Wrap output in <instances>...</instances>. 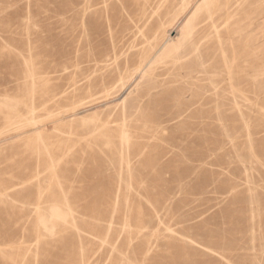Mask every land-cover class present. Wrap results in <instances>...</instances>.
Masks as SVG:
<instances>
[{
	"label": "rangeland",
	"instance_id": "374dc122",
	"mask_svg": "<svg viewBox=\"0 0 264 264\" xmlns=\"http://www.w3.org/2000/svg\"><path fill=\"white\" fill-rule=\"evenodd\" d=\"M0 264H264V0H0Z\"/></svg>",
	"mask_w": 264,
	"mask_h": 264
},
{
	"label": "bare ground",
	"instance_id": "6f19581e",
	"mask_svg": "<svg viewBox=\"0 0 264 264\" xmlns=\"http://www.w3.org/2000/svg\"><path fill=\"white\" fill-rule=\"evenodd\" d=\"M204 2V1H203ZM95 13V12H94ZM74 14V13H73ZM215 25V24H214ZM94 27V26H93ZM245 40V39H244ZM251 41V40H250ZM75 42V41H74ZM239 43V42H238ZM120 45V44H119ZM111 55V54H110ZM224 63V62H223ZM207 65V64H206ZM101 79V78H100ZM259 85V84H258ZM262 89V88H261ZM262 91V90H261ZM54 98V97H53ZM240 106V105H239ZM142 111V110H141ZM122 123V122H121ZM123 134V133H122ZM131 135V134H130ZM146 143V142H145ZM140 156V155H139ZM126 163V162H125ZM133 164V163H132ZM125 167V166H124ZM65 202V201H64ZM128 207V206H127ZM126 219H127V217H125ZM124 218V219H125ZM141 225H143V224H141ZM129 226V225H128ZM143 228H145L144 226H143ZM142 230V229H141ZM140 230V231H141ZM146 230V229H145ZM145 243V242H144ZM149 244V243H148ZM147 251V250H146ZM147 253V252H146ZM229 253V252H228ZM233 253V252H232ZM228 255V254H227ZM229 257V256H228ZM144 260V259H143Z\"/></svg>",
	"mask_w": 264,
	"mask_h": 264
}]
</instances>
